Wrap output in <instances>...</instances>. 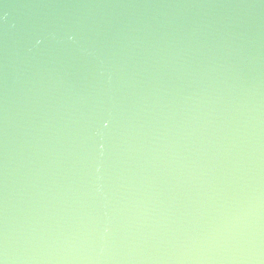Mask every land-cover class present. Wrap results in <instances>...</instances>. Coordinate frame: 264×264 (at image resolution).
<instances>
[{
  "label": "water",
  "instance_id": "obj_1",
  "mask_svg": "<svg viewBox=\"0 0 264 264\" xmlns=\"http://www.w3.org/2000/svg\"><path fill=\"white\" fill-rule=\"evenodd\" d=\"M0 264H264V0H0Z\"/></svg>",
  "mask_w": 264,
  "mask_h": 264
}]
</instances>
